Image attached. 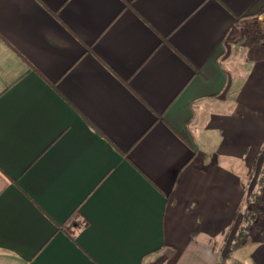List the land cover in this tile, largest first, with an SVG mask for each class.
Here are the masks:
<instances>
[{
  "label": "crops",
  "instance_id": "crops-1",
  "mask_svg": "<svg viewBox=\"0 0 264 264\" xmlns=\"http://www.w3.org/2000/svg\"><path fill=\"white\" fill-rule=\"evenodd\" d=\"M263 148L264 0H0V264H225Z\"/></svg>",
  "mask_w": 264,
  "mask_h": 264
},
{
  "label": "rangeland",
  "instance_id": "rangeland-1",
  "mask_svg": "<svg viewBox=\"0 0 264 264\" xmlns=\"http://www.w3.org/2000/svg\"><path fill=\"white\" fill-rule=\"evenodd\" d=\"M243 168V182H244V191L245 197L249 196L253 192H256V199L252 203L256 205L255 208L250 209L251 212L257 214L259 208L257 220L252 222V228L250 227V233L245 235L241 242L234 248L229 254V257H226L225 264H238L237 258L241 253L239 250H247V247L252 242L254 233H256L255 224H261L259 229L264 231V148L261 150L258 159L251 165L248 163L246 169ZM257 203V204H256ZM260 219H262L260 221ZM259 230H257L258 232ZM261 232V231H260ZM226 251V250H225ZM237 259V260H236ZM244 264H250L249 259Z\"/></svg>",
  "mask_w": 264,
  "mask_h": 264
},
{
  "label": "trees",
  "instance_id": "trees-1",
  "mask_svg": "<svg viewBox=\"0 0 264 264\" xmlns=\"http://www.w3.org/2000/svg\"><path fill=\"white\" fill-rule=\"evenodd\" d=\"M255 199H256V192H253L252 194L247 196L244 200L243 209L241 211L242 222L237 227L232 239H230L228 250L226 253L227 257L232 251V248L233 247L235 248L241 242L244 236L247 235V233L250 230V227L252 226V222H254L255 217L258 216L259 208L257 214L256 213L253 214L250 210V207L253 205L252 203L255 201Z\"/></svg>",
  "mask_w": 264,
  "mask_h": 264
}]
</instances>
